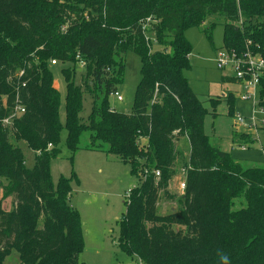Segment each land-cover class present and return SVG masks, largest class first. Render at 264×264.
<instances>
[{"label":"trees","instance_id":"1","mask_svg":"<svg viewBox=\"0 0 264 264\" xmlns=\"http://www.w3.org/2000/svg\"><path fill=\"white\" fill-rule=\"evenodd\" d=\"M216 15L226 21L224 46L241 50L252 40L264 47V0H0V264L13 252L19 264H80L82 221L71 203L77 175L55 184L51 174L63 146L72 162L80 150L116 155L140 178L120 220L129 255L146 264H264V165L244 164L213 145L205 131L209 110L186 75L193 45L185 31ZM148 19L163 50L146 33ZM128 52L140 57L142 78L124 112L112 108L111 96L124 81ZM78 56L87 62L83 85L74 80ZM51 59L68 63L64 102ZM85 94L93 96L88 121L81 116ZM235 102L227 97L231 116ZM17 105L25 107L20 116ZM86 132L90 143L81 145ZM180 137L190 143L186 189L179 209L161 215L160 193L174 197L167 188L184 158ZM20 141L38 152L33 168ZM232 141L255 142L239 131Z\"/></svg>","mask_w":264,"mask_h":264},{"label":"rangeland","instance_id":"2","mask_svg":"<svg viewBox=\"0 0 264 264\" xmlns=\"http://www.w3.org/2000/svg\"><path fill=\"white\" fill-rule=\"evenodd\" d=\"M226 21L223 16L209 17L201 27H190L185 31V36L193 45L190 56L192 67L186 71L192 89L199 95L209 110L205 117V131L211 137L213 145L222 150L229 151L232 155L246 163L264 165V128L258 133L250 134L254 143L242 145L233 143L232 136L235 131H247L244 124H236L234 115L241 113L251 116V103L238 98L237 92L240 87L236 83L222 82V76L228 74L229 70L217 68L216 52L224 45V25ZM152 20L145 21V29L148 37L153 43L155 50H163L156 43L155 33L152 30ZM68 23L63 27L68 28ZM212 35V41L209 37ZM49 61V67L54 74V85L62 94L63 102L66 94V86L62 69L68 63L56 64ZM75 67L74 80L77 85H83L85 77V65L78 61ZM71 66V67H72ZM141 59L133 53L125 55L124 81L118 86L123 100L119 101L116 96H111V106L117 111H131L136 88L141 81ZM233 95L236 99L233 115L228 114L227 97ZM6 98H4L5 100ZM93 105V96L85 94L84 110L81 116L88 121V116ZM61 116L64 120V103L61 108ZM258 114L257 117H261ZM6 126H9L6 125ZM67 138V131L63 132V141ZM89 133L86 132L81 138V145L90 143ZM146 140V138H142ZM26 159V165L33 168L35 157L38 152L32 150L26 142H17ZM177 145L183 151L184 158L180 160L176 168V174L170 180L167 188L171 198H168L162 190L157 204V212L166 215L179 209L178 198L183 195L180 183L184 181L188 165L190 143L187 137H180ZM71 151L63 146L61 154L52 160L51 174L55 184L61 176L70 177L74 171L77 180L73 181V194L71 203L79 210L82 221V232L84 238V250L80 255V264H146L138 255H129L120 245V220L127 211L126 202L134 188L140 186V178L131 173V165L124 163L119 157L102 151L80 150L76 153L73 162ZM142 170V167L139 168ZM0 178V198L2 197ZM242 201H237V208ZM3 206L6 210L13 207V197L4 199ZM177 230L180 227L175 226ZM20 257L17 252L9 255L3 264H19Z\"/></svg>","mask_w":264,"mask_h":264},{"label":"built area","instance_id":"3","mask_svg":"<svg viewBox=\"0 0 264 264\" xmlns=\"http://www.w3.org/2000/svg\"><path fill=\"white\" fill-rule=\"evenodd\" d=\"M62 29L65 31L64 27ZM78 58L82 65L86 67L87 62L80 56ZM52 63L56 64L57 61L52 60ZM216 64L217 68L221 70H229L226 77L231 78L233 80L232 83H236L240 87L237 92L238 98L251 103V116L237 113L234 115L235 123L246 125L248 130L244 131L245 133H258L261 127L264 128V95L262 94L264 84V47H261L259 44H253L252 40H248L245 47L241 50L234 47L228 48L223 45L216 52ZM112 96H116L119 101L123 100V96L119 90L112 93ZM24 112L25 107L17 105L14 116H20ZM258 114L262 116L257 117ZM12 121L13 118H6L4 125H11ZM241 147L246 148L245 145ZM183 172L186 175L185 169ZM154 174L155 186L158 187L161 179V171L155 170ZM180 189L184 194L186 179L180 183Z\"/></svg>","mask_w":264,"mask_h":264},{"label":"crops","instance_id":"4","mask_svg":"<svg viewBox=\"0 0 264 264\" xmlns=\"http://www.w3.org/2000/svg\"><path fill=\"white\" fill-rule=\"evenodd\" d=\"M223 76H226V74L223 75ZM228 82H230V81H226V83H228ZM230 83H232V82H230ZM178 148L180 149V146L179 145H178ZM189 154H190V151H189Z\"/></svg>","mask_w":264,"mask_h":264}]
</instances>
